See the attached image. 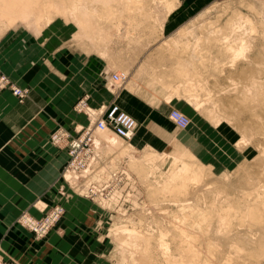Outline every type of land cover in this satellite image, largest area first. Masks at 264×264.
<instances>
[{
	"label": "rangeland",
	"instance_id": "rangeland-1",
	"mask_svg": "<svg viewBox=\"0 0 264 264\" xmlns=\"http://www.w3.org/2000/svg\"><path fill=\"white\" fill-rule=\"evenodd\" d=\"M9 1L0 0V96L26 104L35 88L70 86L78 61L105 56L106 88L118 104L126 83H113L112 73H127L134 90L138 62L168 64L159 75L189 101L190 111L178 110L190 127L163 148L112 143V131H97L101 107L89 95L72 105L82 114L74 127L71 111L38 103L29 118L53 123L46 135L66 161L48 201L34 200L1 225V264H264V0H171L163 24L190 9L172 36L161 27L165 1L34 0L50 7L34 24H10L2 15ZM82 12L95 25L85 17L79 26ZM239 15L251 23L232 29ZM50 22L55 30L39 39ZM83 98L92 112L76 109ZM74 142L79 168L70 167Z\"/></svg>",
	"mask_w": 264,
	"mask_h": 264
},
{
	"label": "crops",
	"instance_id": "crops-1",
	"mask_svg": "<svg viewBox=\"0 0 264 264\" xmlns=\"http://www.w3.org/2000/svg\"><path fill=\"white\" fill-rule=\"evenodd\" d=\"M186 10L190 11L189 8L181 9L167 18L164 28L169 31L168 35L172 36L185 26L177 22ZM53 30L54 23L50 22L38 38H49ZM39 41L37 48L41 50ZM36 44L37 42L31 43L29 48L35 49ZM78 62L77 74H74L70 86L62 83L56 90L35 88L32 91L33 99L23 105L17 103L16 97L10 92L0 96V237L4 231L1 225L31 207L34 200L42 197L48 201L66 161L65 151L51 144L46 135L53 123L45 117L29 118L30 114L33 116L32 110L36 111L34 106L39 103L48 109L49 106H54L55 111L70 112L73 103L85 94L89 95L90 104L100 106L101 110L112 103L113 94L106 88L104 77L110 63L106 57L90 56L86 63ZM165 67L168 68L169 65H160V69ZM160 69L151 62H138L134 73L135 89L129 87L128 79L116 97L120 107L139 123L132 138L139 146L163 148L164 144H173L177 140L175 131L180 128L169 118L170 111L173 108L190 111L187 99L169 91L176 84L164 80L159 75ZM52 92L59 98L55 103H51L48 97ZM101 110L98 116L101 115ZM71 112V125L78 126L82 114ZM189 127L190 125L185 129Z\"/></svg>",
	"mask_w": 264,
	"mask_h": 264
},
{
	"label": "built area",
	"instance_id": "built-area-1",
	"mask_svg": "<svg viewBox=\"0 0 264 264\" xmlns=\"http://www.w3.org/2000/svg\"><path fill=\"white\" fill-rule=\"evenodd\" d=\"M129 75L125 72H114L111 74L110 79L113 83L119 86L124 85L128 80ZM13 93L17 96L24 97V90L21 87L13 86ZM78 111L92 112L91 108L88 106L87 98L81 99L76 105ZM169 118L179 127L187 128L190 125V118L181 110L176 108L172 109L169 113ZM138 123L136 119L129 113L124 111L119 104L112 102L108 107L101 110V115L96 119V128L101 131H112L118 137L124 140H130L136 133ZM90 140L91 137L89 136ZM80 145L81 142L73 143L72 155L75 159L71 162L70 167L79 168L78 165H84L82 160H78L80 155ZM77 165L75 166V163ZM60 213V209H55L49 214L48 218L53 219L57 217ZM1 264V262H0Z\"/></svg>",
	"mask_w": 264,
	"mask_h": 264
},
{
	"label": "bare ground",
	"instance_id": "bare-ground-1",
	"mask_svg": "<svg viewBox=\"0 0 264 264\" xmlns=\"http://www.w3.org/2000/svg\"><path fill=\"white\" fill-rule=\"evenodd\" d=\"M164 1H165V3L163 5V9L161 10V17H160V19H161V27L164 25L163 23H164L166 17L168 16V14L174 9L173 1H171V0H160V2H164ZM63 3H64V1H63ZM50 4L54 5L52 3H50ZM44 5H46V4H44ZM44 5L43 4H39V2L36 3L34 0H12L11 2L9 1V5H8L7 9L4 11V13H2V12L1 13H2L3 17L6 18V20L10 24L16 22V20H18L19 18H21L22 20L26 21L29 24H34V23L37 22V20H39L41 18L40 15H37V12H38V14H41L42 10H44L45 8H50V7H47V5L46 6H44ZM64 5H65V3H64ZM64 5L61 4V3H59V4L56 3L55 4L57 9H59L62 12H64L63 10H65V6ZM52 7H54V6H52ZM81 14H83V15L82 16L81 15L80 16H77V15L75 16V17H77L76 20L78 21L77 24L79 26H82L84 24V18L85 17H87L86 22H90V23L92 22L91 24L95 25V23L93 22L91 17L88 19V14L86 12H82ZM74 15H75V13H74ZM250 23H251V19L249 17L239 15L237 18H235L232 21V24H233V28L232 29L238 28L240 30V29H243L245 26L249 25ZM230 49H232L233 51L238 50V49H235L232 45H231ZM239 50L241 51V50H243V48L242 49L239 48ZM97 131L106 132V131H101L99 129H97ZM114 135L115 136L111 139L112 143L116 142L117 139L115 137H117L118 139L120 138L115 133H114ZM188 171H189V169H188Z\"/></svg>",
	"mask_w": 264,
	"mask_h": 264
}]
</instances>
